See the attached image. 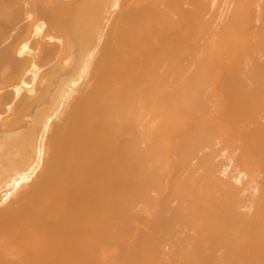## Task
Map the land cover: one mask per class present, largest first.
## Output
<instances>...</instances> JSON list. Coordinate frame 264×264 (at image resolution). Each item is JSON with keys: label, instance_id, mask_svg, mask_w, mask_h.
<instances>
[{"label": "bare ground", "instance_id": "1", "mask_svg": "<svg viewBox=\"0 0 264 264\" xmlns=\"http://www.w3.org/2000/svg\"><path fill=\"white\" fill-rule=\"evenodd\" d=\"M0 264H264V0H0Z\"/></svg>", "mask_w": 264, "mask_h": 264}, {"label": "rangeland", "instance_id": "2", "mask_svg": "<svg viewBox=\"0 0 264 264\" xmlns=\"http://www.w3.org/2000/svg\"><path fill=\"white\" fill-rule=\"evenodd\" d=\"M29 8V7H28ZM29 10V9H28ZM33 10V9H32Z\"/></svg>", "mask_w": 264, "mask_h": 264}]
</instances>
